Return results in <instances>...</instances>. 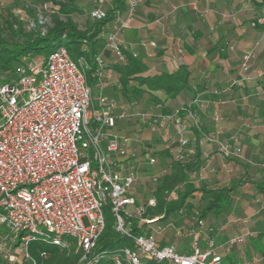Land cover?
Returning <instances> with one entry per match:
<instances>
[{
	"label": "built area",
	"instance_id": "1",
	"mask_svg": "<svg viewBox=\"0 0 264 264\" xmlns=\"http://www.w3.org/2000/svg\"><path fill=\"white\" fill-rule=\"evenodd\" d=\"M135 6L136 2L131 1L130 16ZM107 14L101 4L89 12L93 21L104 20ZM259 21L264 23V16ZM151 44L156 46L154 41ZM107 50L125 63L118 32L108 34L95 56L100 90L97 101L86 77L88 60L84 56L73 59L64 45L42 61L22 64L8 82L0 79V227L5 230L0 233V256L5 264H38L29 249L31 242L61 249L74 243L81 253L79 264L98 262L107 254L94 255V250L105 229V210L109 206L115 230L133 242L132 246L109 252L113 264H233L217 252L214 237L204 241L206 221L195 215L190 219L196 228L191 231L189 247L183 250L172 243L161 245L151 230L134 231L132 219L148 225L159 220L145 214L157 204L153 191L167 169L152 170L157 163L152 149L141 155L130 152L125 138L110 131L117 121L139 116L152 132L173 125L178 145L176 149L166 145L165 149H170L179 161L188 156L190 139L184 135L188 129L216 141L225 158H240L242 152L239 146L232 147L203 132L196 109L203 104L199 97L170 113L134 111L123 106L117 109V103L104 92L103 56ZM251 57L243 56L242 71ZM144 163L150 169L154 187L140 203L131 192ZM40 254L46 257L45 251Z\"/></svg>",
	"mask_w": 264,
	"mask_h": 264
},
{
	"label": "crops",
	"instance_id": "2",
	"mask_svg": "<svg viewBox=\"0 0 264 264\" xmlns=\"http://www.w3.org/2000/svg\"><path fill=\"white\" fill-rule=\"evenodd\" d=\"M131 1L136 2V6L130 16ZM117 5L118 0H113L108 9ZM263 16L264 0H125L113 20L103 28L102 48L108 34L118 32L123 52L136 54L135 57L141 58L148 66L144 74L173 72L181 64H186L192 70L191 89L166 104L174 111L199 97L203 104L196 109L203 132L214 136L217 141L241 148L240 158H225L216 141L206 140L203 134L193 129L184 131L190 139L185 160L201 163L200 169L191 177L193 183L194 176L209 187L234 185L242 179L264 178V23L259 21ZM153 41L156 46H152ZM106 53L103 56L108 64L104 71V92L117 103V109L122 106L134 111L163 109L147 99L123 100L116 69L123 63L110 50ZM246 54L252 57L242 71V59ZM238 79H241L239 83H234ZM127 121L129 124L126 126H137L140 132L147 130L139 116ZM168 128L163 131H176L173 125ZM177 140L178 137L170 146L176 149ZM142 144L139 136L129 144L128 150L141 155L140 151L146 149ZM163 167L154 166L155 170H152L159 171ZM136 184L131 193L141 200ZM243 187L244 193L252 197L256 195L251 182L237 187L236 191ZM260 198L264 200V196H257V200ZM224 213L216 220L215 231L219 230L217 223ZM241 215L245 221L250 216L255 217L249 227L245 226L244 230L250 236L244 239L264 231V205L254 204L253 200V204L244 207ZM240 249L245 255L242 244ZM217 250L221 254L218 246ZM256 255L252 252L253 259Z\"/></svg>",
	"mask_w": 264,
	"mask_h": 264
},
{
	"label": "trees",
	"instance_id": "3",
	"mask_svg": "<svg viewBox=\"0 0 264 264\" xmlns=\"http://www.w3.org/2000/svg\"><path fill=\"white\" fill-rule=\"evenodd\" d=\"M42 1H51L54 4L59 3L61 5L60 10L65 15L80 9L77 6H71L74 0H70L68 3H62L57 0ZM124 2L125 0H118V5L108 10L107 17L104 20L94 21L86 29H80L70 18H66L65 21L56 18L53 27L49 28L46 33L39 31L29 34L20 28L15 33H19V35L24 37L23 43L11 45H8V42L4 40L0 33V70H5V72L10 74L14 71L15 62L19 61L22 64L28 62L26 57L28 54L35 52L36 54L44 55L45 59L54 49L64 45L73 59L78 60L79 57L84 56L88 60L89 68L86 70V77L89 85L94 87L98 81L95 56L102 48L103 28L113 20L117 9L123 6ZM36 25L37 27L40 26L38 20ZM9 28L14 31L13 24H10ZM64 34L65 37L63 38ZM124 54L125 63L116 66L119 73V91L123 100L131 102L135 99H147L152 101V105L163 108L156 109V112L170 113L171 108L166 104L167 101L175 99L183 92L191 89L192 70L186 64H181L173 72L160 71L154 74H144L148 70V66L142 59L136 58L133 54L125 51ZM159 155L167 163L168 170L158 178L153 191L157 204L153 208H148L145 216H157L159 219H167L176 214L179 215V219L175 222V225H181L185 221L186 216L195 215L206 221L210 235L215 238L214 224L224 211L235 202L237 187L251 182L256 191V195L253 196L255 197L253 198L254 203L257 200V196H264V178L260 180L242 179L237 184L223 187H209L205 184L197 187L191 177L200 169L201 163L189 160H176L170 149L162 150ZM161 163V159H157L155 167L159 168L162 166ZM196 192H200L198 198L195 196ZM195 197L197 198V205H193L189 200L190 198L195 199ZM106 210L109 212V206H107ZM108 214L110 217H106L105 229L99 237L94 250V255L103 252L107 254L101 257L98 262H84L82 264H113V261L108 257L110 251L123 246H132L133 242L129 237L115 230L114 218L111 212ZM132 227L136 233L151 230L150 226L145 222H141L140 219H132ZM160 243L164 245L167 242L161 241ZM29 249L38 260V264H79L80 262L81 253L76 251L74 243H72L70 248L61 249L58 246L34 241L30 243ZM43 251L46 252V257L41 256L40 253ZM242 251L245 254L243 261H252V252H256L258 258L264 264V231H259L257 234H253L252 237L244 239ZM219 252L221 255L225 253V255L223 254L224 256L222 255L224 261L227 262L229 259L230 263L234 264L237 262L232 261L233 252L228 250H219ZM238 261H242V259Z\"/></svg>",
	"mask_w": 264,
	"mask_h": 264
},
{
	"label": "rangeland",
	"instance_id": "4",
	"mask_svg": "<svg viewBox=\"0 0 264 264\" xmlns=\"http://www.w3.org/2000/svg\"><path fill=\"white\" fill-rule=\"evenodd\" d=\"M59 2L68 3L70 0H57ZM73 1V0H71ZM102 5L105 9L110 8L113 4V0H104V2H100V0H74L71 6H77L80 9L74 11L70 14H63L60 10L61 5L59 3L54 4L51 1L43 2L42 0H0V33L2 34L4 40L8 42V45L19 43L22 44L24 41V37L19 35L17 32L20 28L24 30L25 33H37L41 31L42 33H46L49 28H52L54 25V20L56 18L65 21L66 18H70L73 20L80 29L88 28L94 21L90 18L89 12L90 9L95 5ZM109 10V9H108ZM8 19V20H7ZM39 21V25L37 27L36 21ZM92 22V23H91ZM13 24L14 31L9 28V25ZM28 62L31 61H42L44 59V55L36 54L32 52L26 56ZM27 62V63H28ZM107 65V64H106ZM14 71L10 74L5 72V70H0V79L3 82H8L10 77L17 75L18 69L22 67L21 62L14 63ZM98 83V81H97ZM93 97L95 101H97V96L99 95V88L97 84L93 87ZM151 105V104H150ZM149 112H153L148 110ZM129 121H119L118 125L110 130L112 133L117 134L125 138V143L128 148L129 144L132 141H136L140 138L142 139V148L145 151L152 149L154 151L156 158L161 159V165H164L166 169L168 168L165 160L160 157L161 150L171 142H174L178 137L176 131H157L150 134V129L148 124L145 125L147 130H140L137 126L130 125L126 126V123ZM129 124V123H128ZM169 129V128H168ZM171 129V127H170ZM175 129V128H174ZM166 130V129H165ZM109 132V133H111ZM165 134H164V133ZM149 141V142H148ZM147 142V143H146ZM146 144V145H145ZM145 145V146H143ZM142 151H140V154ZM155 170V168H153ZM168 170V169H167ZM150 169L144 163L140 166L139 169V179L136 184L137 191H139V197L141 200H138L140 203L144 202L147 197L150 195L153 183L149 177ZM195 185L201 186L203 181H200L198 177L194 176ZM197 198L200 196L199 193L195 195ZM190 198L189 200L193 205H197V198ZM255 203L259 204L261 207L264 205V200L259 199ZM254 203V204H255ZM235 204H238L236 206ZM235 204L231 206L228 210L225 211L224 216L218 221L219 230L216 231V242L218 249L220 250H228L234 252L232 255V261H237L236 263H240L243 261V256L241 253L240 245L243 242V239L249 237V232H246L245 226L249 227L252 224L251 219L253 220L255 217L250 216L248 221H245L244 216L241 215L244 207L253 204V197L250 194L244 193L243 189L237 190L235 194ZM235 206V207H234ZM191 211V210H189ZM110 212V211H109ZM108 210H105V217H110ZM192 212V211H191ZM194 214V213H193ZM241 215V216H240ZM258 216V215H257ZM179 219V215L170 216L167 219H159L154 223L150 224L151 231L156 233L157 238L161 242V240H167V243L174 244L178 249L183 250L186 246L189 245L191 241V231L193 228H196L195 224L191 221L190 217L186 216L185 221L180 225H175V222ZM247 222V223H246ZM84 223L88 225V220L85 218ZM195 226V227H194ZM262 227V224L259 225ZM247 229V228H246ZM3 227H0V233H3ZM211 236L209 233V229L207 227V223L202 231V237L204 241L207 237ZM241 238V240H239ZM9 245V244H8ZM189 247V246H188ZM218 252V250H217ZM236 252V253H235ZM225 253H222V255ZM223 255V256H224ZM242 261H238L241 260ZM230 260H227V263ZM226 262V261H225ZM253 262L256 264H262L258 256H254ZM0 264H5V261L0 256ZM25 264V263H18ZM235 264V263H234Z\"/></svg>",
	"mask_w": 264,
	"mask_h": 264
}]
</instances>
